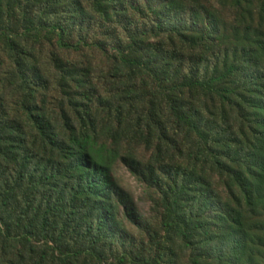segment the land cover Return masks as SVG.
I'll use <instances>...</instances> for the list:
<instances>
[{
	"label": "trees",
	"instance_id": "16d2710c",
	"mask_svg": "<svg viewBox=\"0 0 264 264\" xmlns=\"http://www.w3.org/2000/svg\"><path fill=\"white\" fill-rule=\"evenodd\" d=\"M155 2L158 11L153 0H0V264H180L183 256L189 264H264V95L233 100L232 87L243 70L230 64L232 48L216 47L219 24L211 13L199 33L202 45L193 44L204 51L190 69L196 77L182 81L178 73L170 78L169 69L155 72L156 58L147 52L150 34L131 32V12L146 20L142 7L151 11L159 45L166 38L172 50H196L187 43L193 42L187 37L192 31L179 17L176 0ZM250 5L249 26L256 18ZM44 32L57 36L61 49L104 54L112 77L122 79L106 97L99 86L74 83L80 102L68 105L74 103L80 127L67 124V115L64 126H53L50 105L39 106L35 98L48 93L49 82L23 57L21 42L37 43ZM90 32L104 38L95 34L89 40ZM255 51L243 74L246 82L264 83L260 73L247 72L253 59L264 57L261 41ZM140 77L148 94L136 85ZM147 96L152 108L141 113ZM15 97L16 113L8 108ZM237 108L240 130L230 119ZM249 111L254 126H248ZM96 112L157 146L147 166L119 159L99 144ZM119 160L161 202L164 237L156 235L139 254L131 232L146 228L112 175Z\"/></svg>",
	"mask_w": 264,
	"mask_h": 264
},
{
	"label": "rangeland",
	"instance_id": "374dc122",
	"mask_svg": "<svg viewBox=\"0 0 264 264\" xmlns=\"http://www.w3.org/2000/svg\"><path fill=\"white\" fill-rule=\"evenodd\" d=\"M251 1L254 4L253 12L256 18L253 22H250L251 26H249L246 23L245 16H247V11H252L250 5ZM176 3L181 7L179 10L182 9L179 17L182 18L183 24L188 25V31H192L187 33V37L193 42H186L188 44L191 43L190 45L192 46H194L193 44L202 45L203 35L199 33L202 31V28L206 29L204 28L206 27L205 20L207 14L211 13L219 24L220 35L216 39V47H223L222 51L227 50L226 47L232 48L233 58L230 64L238 66L243 71L248 67L250 57L255 58L252 54L257 53L255 50L258 48V41L264 44V17H262L264 16L262 13L264 0H176ZM158 4L159 3L153 0L152 6L156 7V11H158ZM142 10L144 11L146 20H143L141 18L142 15L138 14V12L136 15L131 12V32L134 33L138 31L150 34V50L147 49V52L156 58L151 65L157 67L154 69L155 72L159 74V70L166 68L170 70V72H168L170 78H172L175 73L179 74V78L182 81L186 77H189V79L195 78L196 75L192 73L190 69L196 68L197 62L195 60L199 55H202L204 51L195 48L197 46H194L196 50H193L190 46H184L181 50L180 45L178 49L181 52H179V50H172L170 45L166 43V38L165 44L159 45L158 43L161 41L154 39L157 34H160L159 31L155 30L156 24L153 21L155 18L151 11L145 6L142 7ZM175 24L180 28V21ZM249 27H251L252 30L251 34L248 31ZM102 30L103 29H96L98 33L103 32ZM98 33L90 32L85 35L89 40H93L95 34H97L98 39H103L104 37ZM118 35L123 36L121 33H118ZM40 36V41L37 43L25 40L21 42V46L25 50V55H23V57L28 59L31 67L36 66L40 68L41 75L49 82L48 93L45 91L40 92L35 98L39 106H41L43 101L50 105L47 111H49L55 119L53 126H64L62 119L67 115L69 117L65 116L67 124L70 125V123H68V121H70L72 122L73 128H76V126L80 127L78 121L74 118L75 110H77L74 108V103L71 104V109L68 105L70 101H75V99L78 103L80 102L79 98H77L79 92L74 83L78 84L77 88L81 87L80 84L82 82L88 83L90 88L99 86L103 95L106 97V91L114 85H118L122 79H115L112 77V64L107 61L104 54H101L97 50L87 48L80 52L64 50L57 46V36H47L45 32ZM71 40H76V38L73 37ZM161 46H163V49ZM236 47H238L237 49L241 53L238 59L234 58ZM251 48L254 50L251 51ZM210 52H212V50H207L208 54ZM255 59H253L255 61L253 63L254 67L247 70L248 75H250V73H260L263 75L262 77H264V57H258L257 60ZM3 61L1 66L2 72L4 73L3 76L8 77L10 68L6 61ZM220 66L221 70L224 72L223 65ZM243 71L238 73V77L235 79V90L233 89L234 87H232L234 93L233 100L235 102L242 101L243 99L249 101V99L254 98L255 93L264 95V83L261 81H254L253 79L246 82L245 79L247 76L243 74ZM145 83V78L140 77L136 85L142 90V93L148 94L149 90ZM16 99V97L10 98V104L8 105V108L14 113H16L15 111L17 110ZM146 100V104L143 105L144 108H140L141 113H150L152 108L151 101H149L150 97L147 96ZM187 101H190L188 97H186V102ZM253 114L252 111H249V117L247 119L251 122L248 126H254L250 118ZM240 118L241 112L238 108L236 112L233 111L230 113V119L234 125L236 124V120ZM238 122L239 125L235 126L237 130H240L242 124L240 120ZM95 126L99 144L106 145L110 151L118 153L119 159H133L144 167L148 165L155 149H157L155 144L149 146L145 143V135L143 138L137 139L134 133L127 131L125 127L120 128L117 121L110 120L106 114H98ZM82 127L90 128V125L87 124ZM112 175L117 185L132 199L141 217V221L145 224L144 228L148 230L143 231L142 229L134 228L131 232L135 240L133 247L134 252L135 254H139L149 247L150 240L152 238L154 239L156 235H159L161 239L164 237V233L161 230L163 213L159 194L157 191L144 184L143 177L140 175L138 176L131 166L121 160L116 162L113 166ZM112 257L113 256L108 254L107 259L110 258L111 260ZM82 264H84V262H82ZM180 264H189L188 256H183Z\"/></svg>",
	"mask_w": 264,
	"mask_h": 264
}]
</instances>
